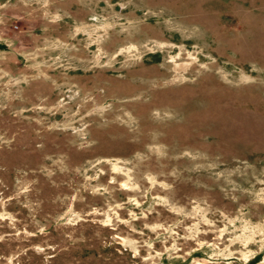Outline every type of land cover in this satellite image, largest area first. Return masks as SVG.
Masks as SVG:
<instances>
[{
	"label": "rangeland",
	"instance_id": "obj_1",
	"mask_svg": "<svg viewBox=\"0 0 264 264\" xmlns=\"http://www.w3.org/2000/svg\"><path fill=\"white\" fill-rule=\"evenodd\" d=\"M0 264H264V0H0Z\"/></svg>",
	"mask_w": 264,
	"mask_h": 264
},
{
	"label": "bare ground",
	"instance_id": "obj_2",
	"mask_svg": "<svg viewBox=\"0 0 264 264\" xmlns=\"http://www.w3.org/2000/svg\"><path fill=\"white\" fill-rule=\"evenodd\" d=\"M185 67H186V66H185ZM114 170H119L118 166H115V167H114ZM115 238L121 241V239H120L119 237H115ZM120 241H119V242H120ZM121 242H123V241H121Z\"/></svg>",
	"mask_w": 264,
	"mask_h": 264
}]
</instances>
